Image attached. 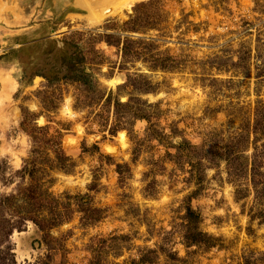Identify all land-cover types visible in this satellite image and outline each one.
I'll return each instance as SVG.
<instances>
[{
	"label": "rangeland",
	"instance_id": "rangeland-1",
	"mask_svg": "<svg viewBox=\"0 0 264 264\" xmlns=\"http://www.w3.org/2000/svg\"><path fill=\"white\" fill-rule=\"evenodd\" d=\"M89 16L0 0V264H264V0Z\"/></svg>",
	"mask_w": 264,
	"mask_h": 264
},
{
	"label": "bare ground",
	"instance_id": "bare-ground-1",
	"mask_svg": "<svg viewBox=\"0 0 264 264\" xmlns=\"http://www.w3.org/2000/svg\"><path fill=\"white\" fill-rule=\"evenodd\" d=\"M130 1L133 0H77L89 12V21L91 23L101 20L109 13L116 12ZM112 82L115 83V81Z\"/></svg>",
	"mask_w": 264,
	"mask_h": 264
}]
</instances>
